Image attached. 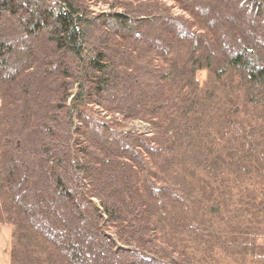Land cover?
Listing matches in <instances>:
<instances>
[{"label":"trees","instance_id":"trees-1","mask_svg":"<svg viewBox=\"0 0 264 264\" xmlns=\"http://www.w3.org/2000/svg\"><path fill=\"white\" fill-rule=\"evenodd\" d=\"M171 1L0 0L8 264H264V0Z\"/></svg>","mask_w":264,"mask_h":264},{"label":"rangeland","instance_id":"rangeland-1","mask_svg":"<svg viewBox=\"0 0 264 264\" xmlns=\"http://www.w3.org/2000/svg\"><path fill=\"white\" fill-rule=\"evenodd\" d=\"M158 2H162L165 5L169 6L171 8V11L176 14L180 15L184 18H189L191 16L188 15L187 12L182 11L179 6L174 4L171 0H154ZM93 10L95 11H106L108 10V6L102 3H98L96 5H93L92 7ZM192 19V18H191ZM195 23V28L199 29L197 27L196 22ZM200 79L204 77V73H199L198 74ZM92 114L97 117V118H102L103 114L97 113L95 109H92ZM105 121L109 120V116H105L104 118ZM125 130H131L134 132H142V133H147L149 132V126L137 121H131L127 122L124 125ZM106 235L112 237V234L110 232H104ZM9 236H10V228L7 225H0V264H8V256H9ZM119 248L120 245H117Z\"/></svg>","mask_w":264,"mask_h":264}]
</instances>
